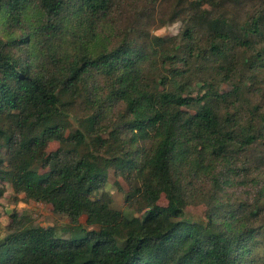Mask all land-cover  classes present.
Returning a JSON list of instances; mask_svg holds the SVG:
<instances>
[{
	"label": "trees",
	"instance_id": "trees-1",
	"mask_svg": "<svg viewBox=\"0 0 264 264\" xmlns=\"http://www.w3.org/2000/svg\"><path fill=\"white\" fill-rule=\"evenodd\" d=\"M113 1L0 0V25L8 31L0 34V197L10 183L81 230L62 237L53 226L26 225L12 214L0 264H254L257 213L226 189L244 183L234 179L235 162L261 132L252 120L221 112L217 103L231 94L212 81L204 94H186L192 60H227L232 23L194 6L176 8L172 18L182 12L185 28L154 36L150 51L128 35L109 45L95 25ZM262 24L257 17L240 29L254 35ZM20 47L25 56L15 52ZM75 112L79 125L69 129ZM112 113L115 124L107 121ZM106 122L120 136L104 134ZM53 139L56 151L38 157ZM117 162L140 217L113 208L103 189L107 166ZM39 169L46 172L38 177ZM162 194L164 206L157 203ZM196 197L207 205L200 222L184 219ZM83 214L91 229L78 224Z\"/></svg>",
	"mask_w": 264,
	"mask_h": 264
},
{
	"label": "rangeland",
	"instance_id": "rangeland-1",
	"mask_svg": "<svg viewBox=\"0 0 264 264\" xmlns=\"http://www.w3.org/2000/svg\"><path fill=\"white\" fill-rule=\"evenodd\" d=\"M191 6L196 8L197 13L207 10L212 16L225 15L232 23L236 35L227 60L215 64L212 61L204 64L191 61L186 94L202 95L208 88L206 83L212 81L214 89L218 92L231 94L225 101L220 100L217 103L221 112H236L239 121L243 123L250 119L261 132L260 137L236 159L237 169L234 179L238 178L244 183L239 187H229L226 191L232 192L231 199L235 197L244 199L248 203L247 207L257 213L252 221L259 229L253 263L264 264V129L261 126V114L264 113V0H114L109 13L101 16L96 23V33L109 45L128 35L137 38L138 42H144L143 44L149 46V50L154 44V36L172 37L182 32L185 28L184 16L180 12L178 19H174L173 11L182 7L189 11ZM257 17H260L263 23L259 31L254 35H243L240 29L242 25H248ZM20 31L17 30L12 35L16 36ZM7 32L0 25L1 36L7 37ZM238 37L247 39V43L241 44L238 42ZM20 48L23 49L15 52L25 56L28 49ZM218 64L228 65V70H222L221 66L217 67ZM218 70L219 74H217ZM224 75L225 79L222 77ZM119 107L120 105L115 106L116 109ZM77 113L79 112L71 114L69 129L79 125ZM117 114L112 113L111 118L107 119L108 123L115 124ZM108 123V129L104 134L120 136V128L117 125L108 127ZM57 148L58 142L54 139L49 140L44 143L38 157H46L54 153ZM118 165L117 162L107 166L108 180L103 189L110 196L113 208L121 210L128 217H140L143 214L142 206L127 197L130 187L122 176L116 174ZM45 172L46 170L39 169L37 176H42ZM201 187L206 191L210 184L203 185L202 182ZM157 203L161 206L166 205L167 200L163 194ZM206 208L207 205L200 202V197H196L188 202L184 219L204 221ZM12 214L21 217L26 221V225L53 226L57 234L62 237L81 232L67 214L56 213L48 202L35 201L26 197L23 192H15L10 183H7L5 193L0 197V239L10 231ZM85 218L84 214L81 215L78 224L91 229V226L86 224ZM124 235L125 227L121 226L118 228L117 237L123 239Z\"/></svg>",
	"mask_w": 264,
	"mask_h": 264
}]
</instances>
